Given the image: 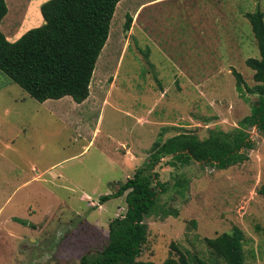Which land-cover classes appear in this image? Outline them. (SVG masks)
Instances as JSON below:
<instances>
[{
	"label": "rangeland",
	"instance_id": "obj_1",
	"mask_svg": "<svg viewBox=\"0 0 264 264\" xmlns=\"http://www.w3.org/2000/svg\"><path fill=\"white\" fill-rule=\"evenodd\" d=\"M147 1L116 4L80 104L38 103L0 72V264H80L126 212L124 194L99 197L144 165L152 142L179 133L202 140L249 115L256 95L245 88L256 83L244 61L258 52L244 16L258 9L264 25V0ZM17 19L14 12L1 20L8 41L32 25L13 33ZM231 71L241 76V93ZM246 132L252 149L226 169L176 168L164 159L154 166L168 189L142 219L137 260L188 254L223 264L204 240L237 228L244 264H264V136ZM180 175L188 180L182 199L171 188ZM170 210L176 216H162Z\"/></svg>",
	"mask_w": 264,
	"mask_h": 264
},
{
	"label": "trees",
	"instance_id": "obj_2",
	"mask_svg": "<svg viewBox=\"0 0 264 264\" xmlns=\"http://www.w3.org/2000/svg\"><path fill=\"white\" fill-rule=\"evenodd\" d=\"M120 0H46L39 6L42 24L28 29L16 40L7 41L0 31V72L38 103L69 97L75 104L88 96V85L96 59L105 44L109 23ZM6 13L0 0V21ZM256 43L258 59L248 58L244 64L256 83L245 88L256 100L249 115L241 118L230 132L212 131L199 140L193 134L179 133L162 142L155 140L149 147L148 159L130 178L119 184L111 195L99 197L103 203L110 197L124 194L126 212L107 224L106 243L100 251L84 254L80 264H151L137 260L145 242L143 218L155 210L157 197L167 191L158 181L153 168L162 159L170 167L190 163L218 170L241 163L252 141L246 129L254 128L264 136V25L262 13L256 9L244 16ZM131 18L125 15L123 30ZM237 92L241 93V76L231 71ZM172 191L184 198L188 180L177 176ZM264 201V186L258 190ZM176 216L174 210L162 216ZM216 259L223 264H244L242 233L232 228L213 239L204 240ZM159 264H209L193 255L179 254Z\"/></svg>",
	"mask_w": 264,
	"mask_h": 264
},
{
	"label": "crops",
	"instance_id": "obj_3",
	"mask_svg": "<svg viewBox=\"0 0 264 264\" xmlns=\"http://www.w3.org/2000/svg\"><path fill=\"white\" fill-rule=\"evenodd\" d=\"M44 1L46 0H4L5 7H6V13L3 18L5 19V16L7 17V15L9 14H14V12L16 16H18V19L15 22V26H13V33L14 31H16L17 28L19 29L20 26L21 27L24 26L26 28V24L29 22H31L32 25L30 27H27L22 33L27 31L28 29L38 27L42 24V19L39 14V6ZM164 1H169V0H150V1H147L146 4H151L153 2L156 4V3H160ZM175 1L178 3H181V2L184 3V0H175ZM136 6L137 7L134 10L135 14L137 13L136 11H138L139 8L142 6V4L140 6L138 5ZM202 8L203 6L198 4V8L196 9L200 11ZM3 18H2V21H3ZM0 26H1V21H0ZM22 33L15 36L12 40H9V42L16 40ZM4 38L7 40L6 36ZM61 99L62 100L69 99L71 101L70 98H66V97H63Z\"/></svg>",
	"mask_w": 264,
	"mask_h": 264
}]
</instances>
